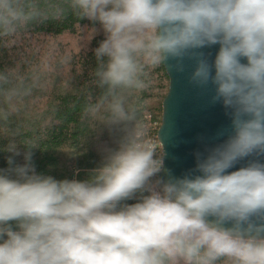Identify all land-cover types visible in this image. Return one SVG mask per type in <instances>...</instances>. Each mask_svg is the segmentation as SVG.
Here are the masks:
<instances>
[{
	"label": "clouds",
	"instance_id": "obj_1",
	"mask_svg": "<svg viewBox=\"0 0 264 264\" xmlns=\"http://www.w3.org/2000/svg\"><path fill=\"white\" fill-rule=\"evenodd\" d=\"M99 24L100 94L85 106L112 136L85 179L37 172L31 142L0 169V264H264V0H0V36L61 20ZM216 47L214 57L205 49ZM210 92L229 124L165 167L138 96L167 67ZM39 87L0 71V121ZM161 130V129H160Z\"/></svg>",
	"mask_w": 264,
	"mask_h": 264
},
{
	"label": "trees",
	"instance_id": "obj_2",
	"mask_svg": "<svg viewBox=\"0 0 264 264\" xmlns=\"http://www.w3.org/2000/svg\"><path fill=\"white\" fill-rule=\"evenodd\" d=\"M103 38L99 24L71 11L61 20L30 25L13 37L0 36V71L39 78V87L20 102L19 111L7 122L0 121V169L9 167L10 141L21 153L13 157L17 164L24 163L23 145L31 142L37 172L57 179H85L98 165L101 149L112 146V136L99 118L85 115V106L100 94L93 49ZM150 79L149 89L138 96L157 139L168 91L164 66L151 70Z\"/></svg>",
	"mask_w": 264,
	"mask_h": 264
},
{
	"label": "water",
	"instance_id": "obj_3",
	"mask_svg": "<svg viewBox=\"0 0 264 264\" xmlns=\"http://www.w3.org/2000/svg\"><path fill=\"white\" fill-rule=\"evenodd\" d=\"M217 48L205 49L214 57ZM168 76V91L162 101L161 122L157 129L168 156L165 167L177 176L194 167L195 150H203V143H215L217 133L229 124L224 109L208 103L210 92H202L188 82L191 71L186 62L185 73L172 72L164 66ZM161 129V130H160ZM204 138V142L200 140Z\"/></svg>",
	"mask_w": 264,
	"mask_h": 264
}]
</instances>
